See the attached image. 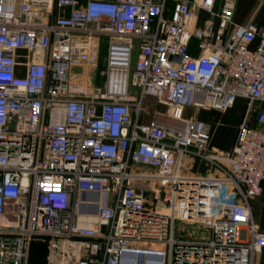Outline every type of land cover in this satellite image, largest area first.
I'll return each mask as SVG.
<instances>
[{
    "label": "built area",
    "instance_id": "2783aa9c",
    "mask_svg": "<svg viewBox=\"0 0 264 264\" xmlns=\"http://www.w3.org/2000/svg\"><path fill=\"white\" fill-rule=\"evenodd\" d=\"M232 17L230 0H0V264H28L34 242L44 264H256L264 33ZM239 98L228 152L184 116ZM150 100L165 110L147 120Z\"/></svg>",
    "mask_w": 264,
    "mask_h": 264
},
{
    "label": "crops",
    "instance_id": "0c3cea01",
    "mask_svg": "<svg viewBox=\"0 0 264 264\" xmlns=\"http://www.w3.org/2000/svg\"><path fill=\"white\" fill-rule=\"evenodd\" d=\"M84 2V0H79ZM233 3V23L236 25L252 24L259 33H264V0H230ZM222 0H215L218 7ZM196 25L200 26L207 15L202 11H197ZM258 40L251 45L255 47ZM192 55L197 54L195 41L190 46ZM258 106V105H256ZM157 107V106H156ZM246 108V101L239 98L233 106L224 112L212 109L193 110L187 107L184 111L185 117H194L207 124L210 133L209 147L215 148L222 152L230 151L235 134L240 124ZM255 112L249 116L252 125L255 123ZM150 120V117L147 118ZM183 169L192 175L208 176L213 174L212 167L206 162H202L196 158H185L183 161ZM252 217L261 232H264V181L262 182V192L260 196L252 198L249 201ZM256 264H264V248L256 256Z\"/></svg>",
    "mask_w": 264,
    "mask_h": 264
},
{
    "label": "rangeland",
    "instance_id": "374dc122",
    "mask_svg": "<svg viewBox=\"0 0 264 264\" xmlns=\"http://www.w3.org/2000/svg\"><path fill=\"white\" fill-rule=\"evenodd\" d=\"M101 46L99 49V53H98V58H97V62L95 64V66L93 68H91V70L89 71V80H90V86L91 88H95V87H102L104 85L105 82V70H106V59H107V50H106V41L103 40L101 41ZM105 45V47H104ZM132 94H135L134 90H131ZM146 107L148 108V111L146 113L147 118L151 116V114L154 113V110H159V111H164L165 108L163 106H154L153 101L150 100L149 102H147ZM32 248V245L29 248V262H33V254H30V250ZM32 264V263H31Z\"/></svg>",
    "mask_w": 264,
    "mask_h": 264
},
{
    "label": "trees",
    "instance_id": "16d2710c",
    "mask_svg": "<svg viewBox=\"0 0 264 264\" xmlns=\"http://www.w3.org/2000/svg\"><path fill=\"white\" fill-rule=\"evenodd\" d=\"M102 44V43H101ZM105 47V45H104ZM30 254H33V262L32 264H44V258L46 254V248L44 244L39 243V242H34L32 244V248L30 250ZM29 262V264H31Z\"/></svg>",
    "mask_w": 264,
    "mask_h": 264
},
{
    "label": "water",
    "instance_id": "95a60500",
    "mask_svg": "<svg viewBox=\"0 0 264 264\" xmlns=\"http://www.w3.org/2000/svg\"><path fill=\"white\" fill-rule=\"evenodd\" d=\"M169 59L172 60V61H176V60L179 61L180 60V57L170 56Z\"/></svg>",
    "mask_w": 264,
    "mask_h": 264
}]
</instances>
